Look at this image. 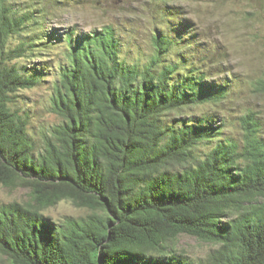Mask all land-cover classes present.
<instances>
[{"label":"trees","instance_id":"16d2710c","mask_svg":"<svg viewBox=\"0 0 264 264\" xmlns=\"http://www.w3.org/2000/svg\"><path fill=\"white\" fill-rule=\"evenodd\" d=\"M16 1L0 0V187L28 195L0 201V257L9 264H264L262 124L253 110L228 114L239 79L222 60L203 57L207 69L197 63L191 21L166 28L178 18L180 9L168 6L175 0L145 1L146 61L131 58L113 24L61 37L65 63L48 106L60 122L40 145L17 101L43 75L14 63L35 55L36 40L15 47L10 40L41 32L44 23L33 4L19 9ZM198 107L212 111L188 113ZM63 201L87 214L58 222L46 215ZM182 236L207 252L193 257L180 247Z\"/></svg>","mask_w":264,"mask_h":264},{"label":"rangeland","instance_id":"374dc122","mask_svg":"<svg viewBox=\"0 0 264 264\" xmlns=\"http://www.w3.org/2000/svg\"><path fill=\"white\" fill-rule=\"evenodd\" d=\"M145 1H16L15 6L19 9L33 4L35 14L44 23L41 32L33 28L10 40V47H15L30 37L36 40L35 55L29 54L14 63L27 67L32 73L34 70L43 75L39 85L20 92L17 101L18 107L29 114V132L38 145L41 144L42 135L60 122L55 115L48 112V106L51 88L57 80L58 67L65 63L63 54L66 43L61 37L72 28L77 34H88L107 24H113L123 32L133 54L131 58L146 61L151 55V49L149 24L147 25L148 6L146 7ZM168 6H175L180 10L177 11L179 14L173 12L174 18H178L175 22L172 16L167 29L176 27L180 31L177 26L180 21H191L186 32L194 33L197 41L196 50L189 51L193 56L199 53L197 63L207 69L209 61L204 59L205 56L213 61L222 60L224 68L238 77L239 82L235 87L237 96L227 106L230 108L227 110L228 114L239 115L244 110L255 111L264 133V0H175L169 2ZM44 15L46 20L43 19ZM44 31L48 32L50 38L41 41L38 33L41 35ZM172 33L175 35L177 31L175 33L174 29ZM227 77L226 73L223 78ZM212 81L215 79L208 80ZM206 111L211 112L212 109L198 107L188 113L199 117ZM232 133L235 134V131ZM27 195L28 191L25 189L12 192L0 187V201L4 203L24 201ZM86 214V210L79 209L68 201L46 211V215L57 222L65 217L80 218ZM179 245L193 257L202 256L208 250V246L187 236L180 238ZM0 264L9 263L0 257Z\"/></svg>","mask_w":264,"mask_h":264}]
</instances>
